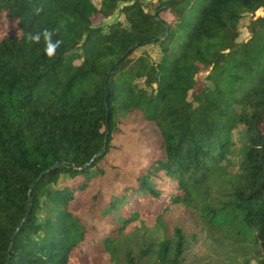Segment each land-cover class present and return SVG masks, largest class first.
I'll return each instance as SVG.
<instances>
[{"label": "trees", "instance_id": "trees-1", "mask_svg": "<svg viewBox=\"0 0 264 264\" xmlns=\"http://www.w3.org/2000/svg\"><path fill=\"white\" fill-rule=\"evenodd\" d=\"M262 8L0 0V31L19 32L0 38V264H181L186 236L168 222L188 213L264 264ZM44 31L59 41L51 57ZM147 46L157 60L134 58ZM57 164L71 167L41 178Z\"/></svg>", "mask_w": 264, "mask_h": 264}, {"label": "rangeland", "instance_id": "rangeland-1", "mask_svg": "<svg viewBox=\"0 0 264 264\" xmlns=\"http://www.w3.org/2000/svg\"><path fill=\"white\" fill-rule=\"evenodd\" d=\"M101 0H95V4L99 5ZM148 13H154L155 6L159 2H167L168 0H140ZM256 16H264V8L260 9ZM124 17L117 12L111 18L104 22L105 26L111 25L119 20L123 21ZM251 20V15L246 17L239 26V38L238 42H245L250 38L248 31V25ZM19 32L13 25L7 24L4 31H0V38L9 34H18ZM158 47L147 46L145 48L139 49L135 54L134 58H138L141 55H150L153 59L157 60L159 57ZM242 130H237L234 132L233 140L237 142V147L242 144L241 141ZM132 139L121 137L120 144L123 145L128 150L133 151L134 143L131 142ZM119 158V157H118ZM233 165L236 166L238 159L232 158ZM87 201L78 203L76 205L77 209L82 208ZM145 209H151V211L157 212L158 206L155 204L144 205ZM174 227H180L183 229L186 240L187 249L182 258L181 264H245L247 256H243L238 248L237 244L232 242H227L226 240H216L210 238L209 232L200 226L196 217L192 213L187 215L173 217L168 222V229L172 230ZM247 252H251L250 247L246 249ZM252 264H256L253 262Z\"/></svg>", "mask_w": 264, "mask_h": 264}, {"label": "water", "instance_id": "water-1", "mask_svg": "<svg viewBox=\"0 0 264 264\" xmlns=\"http://www.w3.org/2000/svg\"><path fill=\"white\" fill-rule=\"evenodd\" d=\"M168 6H169V5H168ZM155 17H157V13L155 14ZM139 45H140V44H138L137 46H139ZM111 71H112V69L109 70V72H111ZM108 116H109V110H108V113H107V116H106V122H107L106 127H107V129H109ZM107 144H108V133H107L106 138H105L104 148L102 149V151H100L98 154H96V155L93 157L91 163H92L95 159H97L98 157L102 156V155L105 153V150H106V148H107ZM86 166H88V165H86ZM59 167H71V165H69V164H57L56 166L52 167L50 170H48L47 172H45L44 174H42V175H41V178L44 177L46 174H49L50 172L57 170ZM38 183H39V180H38V181L32 186L31 189H33L34 187H36ZM30 206H31V201H30V203H29V211H28L27 217H29V214H30ZM27 217H26V218H27Z\"/></svg>", "mask_w": 264, "mask_h": 264}, {"label": "clouds", "instance_id": "clouds-1", "mask_svg": "<svg viewBox=\"0 0 264 264\" xmlns=\"http://www.w3.org/2000/svg\"><path fill=\"white\" fill-rule=\"evenodd\" d=\"M42 35L46 43L44 52L47 56L51 57L54 55L56 48L59 46V41L53 42L51 39V34L48 31H44ZM40 38H41V34L32 35L30 37L32 41H36V42H38Z\"/></svg>", "mask_w": 264, "mask_h": 264}]
</instances>
